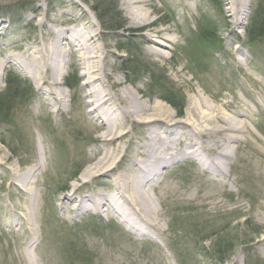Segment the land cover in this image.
<instances>
[{
	"label": "rangeland",
	"instance_id": "obj_1",
	"mask_svg": "<svg viewBox=\"0 0 264 264\" xmlns=\"http://www.w3.org/2000/svg\"><path fill=\"white\" fill-rule=\"evenodd\" d=\"M78 1L0 0V53L33 56L35 45L54 43L56 29L89 27L84 3L100 28L89 42L94 52L99 51L94 70L103 80L95 81L97 89L138 90L141 101L150 104L160 99L173 110L175 121L187 118L200 95L210 106L242 122L241 137L229 143L220 135L201 137L182 122L177 126L182 140L177 141L162 128L158 142L172 160L167 167L157 168L151 195L163 230L137 235L113 210L81 213L76 203L63 209L60 201H54L75 185L80 197L115 192L113 172H98L86 185L80 178L95 161L92 155L106 147L99 139L101 120H95L92 105L86 104L91 87L84 64L78 61L80 53L65 60L64 66L68 60L69 66L64 85L54 88L66 97L55 107L45 106L53 103V95L40 90L33 77L15 63H6L0 68L4 75L0 147L10 159L8 169L0 168V264H35L28 251L38 264H264V0L251 1L241 25L227 20L229 0H151L150 18L140 26L131 24L122 0ZM256 17L260 23L252 32ZM114 25L124 28L115 30ZM156 35L171 38L162 48L166 56L151 52L150 37ZM10 72L27 82L31 97L26 90L20 97L10 96ZM73 74L77 84L69 89L65 79ZM54 76L50 73L47 79ZM165 93H173L181 111L165 99ZM227 102L230 110L224 105ZM113 105L116 102L105 108ZM236 110L245 116L235 115ZM124 131L128 137L118 141L115 162L119 173L133 172L128 157L150 138L145 124L132 118ZM201 143L211 150L203 151ZM226 145L231 156L225 174L200 162L201 156L214 155ZM185 149L191 151L189 155ZM44 156L49 160L39 176L35 239L27 224L18 226L7 214L21 200L18 188L11 185L14 175L8 173L30 168ZM139 159L146 164L143 155ZM219 245L224 250L220 254Z\"/></svg>",
	"mask_w": 264,
	"mask_h": 264
},
{
	"label": "bare ground",
	"instance_id": "obj_2",
	"mask_svg": "<svg viewBox=\"0 0 264 264\" xmlns=\"http://www.w3.org/2000/svg\"><path fill=\"white\" fill-rule=\"evenodd\" d=\"M227 5L228 22L232 25H241L244 19L248 16L249 8L252 0H229ZM81 0L78 1L80 4ZM83 3V2H82ZM122 4L126 8L129 16L132 18V25H145L146 21L150 18L149 6H153L151 0H122ZM90 14L91 23L89 27H83L81 31L75 30L74 26L65 29H54L56 33V39L52 45L42 43L41 45H35V49L32 50L33 56L29 54L20 55L18 57L5 54L3 51L1 54L0 68L5 67L6 63H15L17 67L27 74L29 77H33L35 85L50 95H53V103H46V107L59 106L66 97L64 92H57L54 88L55 84L64 85V76L68 70L69 60H65L72 54L79 55L78 61L83 62L84 75L87 76L86 83L91 87L86 94V104L92 105L91 113L95 114V120L100 119V128L103 133L99 137L102 144L106 147L97 150L92 155L93 163L87 166V169L83 171L80 178L83 179L84 184H88L89 177H94L98 172H113L115 177V192L110 194H94L87 193L80 197L78 194L79 186H74L71 192H67L66 195L54 198V201H60L62 208L68 204H74L75 208L81 213L89 212L93 209L100 212H108L113 210L118 216L119 220L128 227L129 230L134 231L137 235H150L155 231H162L160 226V220L157 218L158 209L155 205V199L151 195V191L156 188L155 184L158 181L159 170L157 168L167 167L169 161L172 160L171 156L167 155L165 150L162 152V144L158 142L159 133L162 128L164 132L175 136L176 140H182L178 125L182 122H186L194 129L199 136H214L220 135L223 142H236L240 140V132L242 131L241 124L237 118L231 117V115L223 113L221 109L210 106L209 102L203 97L198 96L194 98L190 111L186 119L177 120L174 119V112L169 105L162 100L155 99L153 104L147 101H141L143 96L138 90H134L132 93L129 90H123L121 92H108L105 90H99L95 87L96 82L103 80L102 77L95 75L96 66L100 60L99 51H93L92 45L89 44L92 39L94 40L95 34L98 33L99 24L94 13L84 3L81 4ZM152 21H149L151 23ZM145 23V24H144ZM43 26L44 21L40 22ZM96 27V28H95ZM161 31H158L159 33ZM155 39L150 37L151 52L155 55L166 56L165 51L162 49L166 46L167 40H171L169 37L156 35ZM68 45V49L65 50V45ZM82 48L87 49L82 53ZM66 51L69 53H66ZM28 50L25 51L27 53ZM82 53V54H81ZM101 66V65H100ZM99 66V67H100ZM50 73H55V76L49 80L47 79ZM4 75L0 72V79ZM89 87V88H90ZM111 94V96H110ZM112 100V102H111ZM111 108L105 106L107 104H114ZM114 102V103H113ZM227 109L230 110L231 103L224 104ZM115 106V107H114ZM117 106V107H116ZM241 111L236 110L235 115L245 116L241 114ZM129 118L140 121L145 124L150 133V138L147 139V144H140L136 154H131L128 157L129 162L133 166V172L124 169L120 173L118 172L120 166L116 165V160L119 158V140L126 139L128 137L127 132L124 130L127 126ZM213 125V126H212ZM116 147L112 148L113 145ZM109 146V147H108ZM111 146V147H110ZM189 146L186 147L188 149ZM202 150H211L207 144L201 143ZM185 149V150H186ZM185 150L183 153H185ZM190 150H186V155ZM206 151V152H207ZM145 157V165L141 164L140 156ZM231 150L229 145L214 155L201 156L200 162L209 168L216 170L217 174H225V167L230 163ZM174 158V156H173ZM9 155L3 152L0 147V168H7L9 163ZM48 158L45 156L41 159H36V163L30 168H24V170L18 171V169H9L11 173L9 176L14 175L12 186L18 188V192L21 194V200L15 206L13 210L8 211L9 218H14L18 226L28 225L34 238H37V228L33 223L34 218L38 216L37 209L39 207V176L43 171V167L48 164ZM9 232H12L13 227L8 228ZM15 231V230H14ZM35 242V241H34ZM28 256L32 259V262L38 264L36 256L32 255L28 251Z\"/></svg>",
	"mask_w": 264,
	"mask_h": 264
},
{
	"label": "trees",
	"instance_id": "obj_3",
	"mask_svg": "<svg viewBox=\"0 0 264 264\" xmlns=\"http://www.w3.org/2000/svg\"><path fill=\"white\" fill-rule=\"evenodd\" d=\"M216 2V0H214ZM255 23H254V26L252 28V32L254 31V29L256 28L257 24L260 23L258 17L255 18ZM115 30H119V29H123L124 27L122 25H117L114 27ZM129 71V70H128ZM9 81H8V88H7V92L10 91V96H13V97H20L22 96L21 92H23L24 90H26V96L28 95V97H31L30 94L32 92V89L28 88L27 89V85H25V83H27L26 81L20 79V77H18L17 75H15L13 72H10L9 73ZM74 77H75V80H74ZM78 81L80 80V78H77ZM77 81V82H78ZM65 83L66 85L68 86L69 89H73L75 86H76V74H73V75H70L68 76L66 79H65ZM22 88V89H21ZM26 88V89H25ZM164 97L166 100H168L169 102L173 103V105L181 111V108H182V104L179 103V102H176V98L175 96L173 95V93H165L164 94ZM1 103H2V100H0V107H1ZM181 114V113H180ZM222 245V243H221ZM219 249L222 248L220 245L218 246ZM224 252L223 248L222 250H220L218 252V254Z\"/></svg>",
	"mask_w": 264,
	"mask_h": 264
}]
</instances>
